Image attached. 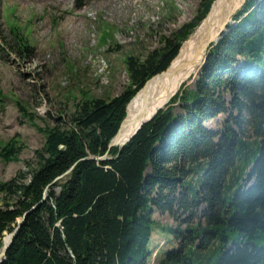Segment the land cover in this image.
Segmentation results:
<instances>
[{"label":"trees","instance_id":"1","mask_svg":"<svg viewBox=\"0 0 264 264\" xmlns=\"http://www.w3.org/2000/svg\"><path fill=\"white\" fill-rule=\"evenodd\" d=\"M234 20L195 88L192 76L126 146L109 147L128 104L195 24L145 62L130 57L123 94L86 100L68 129L45 131L36 166L0 183V252L25 218L1 264H148L154 211L185 217L157 264H264V0H246ZM221 114L222 128L206 126ZM18 152L9 143L0 156ZM202 207L205 223H192Z\"/></svg>","mask_w":264,"mask_h":264},{"label":"rangeland","instance_id":"2","mask_svg":"<svg viewBox=\"0 0 264 264\" xmlns=\"http://www.w3.org/2000/svg\"><path fill=\"white\" fill-rule=\"evenodd\" d=\"M210 1L0 0V151L9 143L19 149L14 161L0 156V183L34 168L45 131L68 129L82 102L123 94L131 85L130 57L145 62L189 24L196 25L189 38L195 34ZM198 76L186 86L195 88ZM226 120L221 114L206 126L218 130ZM204 210L191 222L204 224ZM152 218L148 264H157L179 246L167 229L185 228V217L154 211Z\"/></svg>","mask_w":264,"mask_h":264},{"label":"bare ground","instance_id":"3","mask_svg":"<svg viewBox=\"0 0 264 264\" xmlns=\"http://www.w3.org/2000/svg\"><path fill=\"white\" fill-rule=\"evenodd\" d=\"M245 2L246 0H219L215 3L208 20L182 45L179 55L168 72L151 81L132 101L122 129L123 141L134 132L144 117L151 116L162 105L168 103L187 79L199 75L200 64L205 55L203 49L209 35L219 31L228 18L234 16Z\"/></svg>","mask_w":264,"mask_h":264},{"label":"water","instance_id":"4","mask_svg":"<svg viewBox=\"0 0 264 264\" xmlns=\"http://www.w3.org/2000/svg\"><path fill=\"white\" fill-rule=\"evenodd\" d=\"M217 1H219V0H216V1L213 3L212 8H211V10H210L208 16L204 19V22H203L202 24H204V23L208 20L209 15H210L212 9L214 8L215 3H217ZM230 5H231V4H230ZM231 9H232V6L230 7V10H231ZM227 26H230V27L234 26L233 16H230V17L228 18V21H226V22L223 24V26L220 28L219 31H217L215 34H213V35H211V36L209 35L208 40H207V42H206V44H205V46H204V49H203L204 52H205V55H204V58H203V60H202V63L200 64L199 72H200V70H202V68L204 67V65H205V63H206V58H207V54H208V49L210 48L211 44L216 45V44H217V43L223 38V36H224L227 32H229V29L227 28ZM173 62H174V61H173ZM173 62H172V64H173ZM172 64H171V66H172ZM171 66H170L165 72H162L161 74H158V75L154 76L152 79H150V80L146 83V85L140 90V92L134 97V99H135V98H136L141 92H143V91L147 88L148 84H149L151 81H153L155 78H157V77H159V76H162V75H164L166 72H168V70L171 68ZM134 99H133V100H134ZM133 100H132V101H133ZM132 101L128 104V106H127V111H128V108H129L130 104L132 103ZM166 104H167V102H166L164 105H162L159 109H157V110L155 111V113L152 114L151 116H149V117H147V118L144 117V118L140 121L138 127L134 130V132H132V133L130 134V136H129L126 140L123 141L122 129L124 128V125H125L126 120H127V116H126V118L124 119V121L122 122V124H121V126H120V129H119L118 133L116 134V136L114 137V139H113L112 142L110 143V146H109V147H110V148H114V147H120V148H122V147L126 146V145H127L132 139L135 138V136H136V135L138 134V132L143 128V126H145L146 124L150 123V122L156 117V115L158 114V112H159L160 110H162V109L166 106ZM91 159L100 160V161L103 160V158H91ZM46 196H47V195H46ZM46 196H45V197H46ZM24 220H25V218L20 219V220L18 221V227H17L12 233H10V234H6V235H5V237H4V239H3V248H2V250H1V252H0V264L3 262V260H5V257H6V254H7V251H8V249L10 248V245H11V243L13 242V240L15 239V237L17 236V234L20 232Z\"/></svg>","mask_w":264,"mask_h":264}]
</instances>
